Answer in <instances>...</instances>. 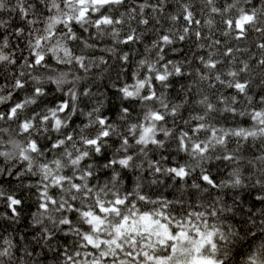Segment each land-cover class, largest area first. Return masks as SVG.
Returning a JSON list of instances; mask_svg holds the SVG:
<instances>
[{
	"label": "snow or ice",
	"instance_id": "6c2138e0",
	"mask_svg": "<svg viewBox=\"0 0 264 264\" xmlns=\"http://www.w3.org/2000/svg\"><path fill=\"white\" fill-rule=\"evenodd\" d=\"M0 264H264V0H0Z\"/></svg>",
	"mask_w": 264,
	"mask_h": 264
}]
</instances>
